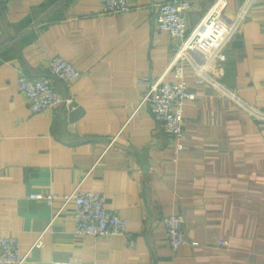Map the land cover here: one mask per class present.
Listing matches in <instances>:
<instances>
[{"label":"crops","instance_id":"1","mask_svg":"<svg viewBox=\"0 0 264 264\" xmlns=\"http://www.w3.org/2000/svg\"><path fill=\"white\" fill-rule=\"evenodd\" d=\"M161 1L102 14L99 0H0V236H17L24 252L43 233L24 264H264V0H185L187 32L211 10L235 26L223 61L209 57L197 75L177 60L194 93L179 152L137 109L158 78L173 79L182 41L157 30ZM54 55L78 71L71 84L51 78L70 103L32 114L16 78L45 75ZM83 178L126 220L134 249L118 235L77 236L72 205L52 218L60 201L29 198ZM168 214L184 218L189 243L177 250Z\"/></svg>","mask_w":264,"mask_h":264},{"label":"built area","instance_id":"2","mask_svg":"<svg viewBox=\"0 0 264 264\" xmlns=\"http://www.w3.org/2000/svg\"><path fill=\"white\" fill-rule=\"evenodd\" d=\"M132 1L99 0L101 13H124L130 9ZM190 7L189 2L185 0H162L158 3L155 19L157 30L171 37L181 38L182 41L175 59L168 68L173 79L164 80V75L158 78L144 93L137 106L138 109L146 105L161 130L174 139L175 152L187 148L188 137L183 127L184 107L187 101L194 99V93L185 79V67L182 64L177 65V60L183 57L190 60L197 75L202 72L201 64L209 57L215 56L223 61L221 50L235 26V23L221 18L220 12L211 10L196 28L187 32L185 13ZM77 77L78 71L71 62L54 55L48 61L45 75L31 78L20 72L16 78V86L24 95L29 111L37 114L70 103V99L63 98L54 90L51 78L71 84ZM84 179L64 195L36 192L31 193L29 198L43 201L49 207L60 201L61 205L53 212L52 218L66 206L72 205L73 232L77 236L98 238L118 235L123 237L124 245L128 249H134L136 241L127 228L126 220L116 211L107 209L105 194L82 188ZM183 223L181 214H168L162 218L166 243L172 250L189 243ZM42 237L43 233H40L23 252L17 236L1 235L0 264H24L32 249L43 246Z\"/></svg>","mask_w":264,"mask_h":264}]
</instances>
